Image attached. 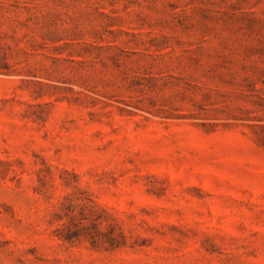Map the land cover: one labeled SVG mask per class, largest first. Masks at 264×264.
I'll return each mask as SVG.
<instances>
[{
    "label": "rangeland",
    "instance_id": "374dc122",
    "mask_svg": "<svg viewBox=\"0 0 264 264\" xmlns=\"http://www.w3.org/2000/svg\"><path fill=\"white\" fill-rule=\"evenodd\" d=\"M0 264H264V0H0Z\"/></svg>",
    "mask_w": 264,
    "mask_h": 264
}]
</instances>
